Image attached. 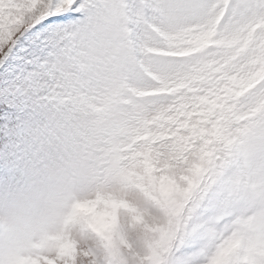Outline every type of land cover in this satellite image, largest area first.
Returning a JSON list of instances; mask_svg holds the SVG:
<instances>
[{
  "label": "snow or ice",
  "instance_id": "snow-or-ice-1",
  "mask_svg": "<svg viewBox=\"0 0 264 264\" xmlns=\"http://www.w3.org/2000/svg\"><path fill=\"white\" fill-rule=\"evenodd\" d=\"M0 189V264H264V0H0Z\"/></svg>",
  "mask_w": 264,
  "mask_h": 264
},
{
  "label": "clouds",
  "instance_id": "clouds-1",
  "mask_svg": "<svg viewBox=\"0 0 264 264\" xmlns=\"http://www.w3.org/2000/svg\"><path fill=\"white\" fill-rule=\"evenodd\" d=\"M8 199V194L3 190L0 189V215H3L4 213V202ZM42 207L40 205H37V207L34 209V211H41Z\"/></svg>",
  "mask_w": 264,
  "mask_h": 264
}]
</instances>
